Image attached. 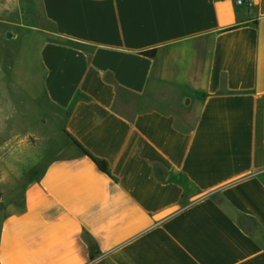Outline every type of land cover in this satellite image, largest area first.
I'll return each instance as SVG.
<instances>
[{"label": "crops", "instance_id": "crops-1", "mask_svg": "<svg viewBox=\"0 0 264 264\" xmlns=\"http://www.w3.org/2000/svg\"><path fill=\"white\" fill-rule=\"evenodd\" d=\"M237 1H14L59 141L0 264H264V0Z\"/></svg>", "mask_w": 264, "mask_h": 264}, {"label": "rangeland", "instance_id": "rangeland-1", "mask_svg": "<svg viewBox=\"0 0 264 264\" xmlns=\"http://www.w3.org/2000/svg\"><path fill=\"white\" fill-rule=\"evenodd\" d=\"M6 1L0 0V223L23 208L27 186L39 178L59 141L36 76L39 31L50 27L27 5L18 10L15 0L2 11Z\"/></svg>", "mask_w": 264, "mask_h": 264}, {"label": "trees", "instance_id": "trees-1", "mask_svg": "<svg viewBox=\"0 0 264 264\" xmlns=\"http://www.w3.org/2000/svg\"><path fill=\"white\" fill-rule=\"evenodd\" d=\"M142 54L148 57H155L156 51L152 50V51L144 52ZM76 145L79 147L80 150H82V152H84L86 155H88L91 158V160L94 162V164L98 167V169L101 172L110 175V169L106 162L93 158L78 143H76Z\"/></svg>", "mask_w": 264, "mask_h": 264}, {"label": "built area", "instance_id": "built-area-1", "mask_svg": "<svg viewBox=\"0 0 264 264\" xmlns=\"http://www.w3.org/2000/svg\"><path fill=\"white\" fill-rule=\"evenodd\" d=\"M245 3H246V0H238V1H237V4H238L239 6L244 5Z\"/></svg>", "mask_w": 264, "mask_h": 264}]
</instances>
